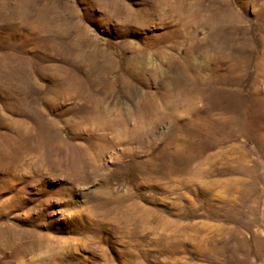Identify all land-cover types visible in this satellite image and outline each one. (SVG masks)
Masks as SVG:
<instances>
[{
  "label": "rangeland",
  "instance_id": "374dc122",
  "mask_svg": "<svg viewBox=\"0 0 264 264\" xmlns=\"http://www.w3.org/2000/svg\"><path fill=\"white\" fill-rule=\"evenodd\" d=\"M0 264H264V0H0Z\"/></svg>",
  "mask_w": 264,
  "mask_h": 264
},
{
  "label": "bare ground",
  "instance_id": "6f19581e",
  "mask_svg": "<svg viewBox=\"0 0 264 264\" xmlns=\"http://www.w3.org/2000/svg\"><path fill=\"white\" fill-rule=\"evenodd\" d=\"M41 21H42V24L44 25L45 24V22H46V24H47V28L49 29V31H51L52 29V31L53 32H57L59 35H62V33L63 32H65V30H63V29H61V25H59V24H57V25H54V27L53 28H49V24H48V22H50L47 18H45V17H43L42 19H41ZM74 28H77L76 26L74 27ZM83 43L84 42H82V41H80V39L79 40H77L74 44H76L77 46L78 45H81V46H83ZM68 72V71H67ZM70 72V71H69ZM72 73V75H71V81H73L74 83H75V81H77L76 80V78H77V75L75 74V73H73V72H71ZM77 85H80V82L79 81H77V83H76ZM197 91V90H196ZM150 105V104H149ZM150 106H152V105H150ZM190 107V106H189ZM103 108V107H102ZM149 108V107H148ZM101 109V108H100ZM153 109V108H152ZM102 110V109H101ZM158 110V109H157ZM160 114V113H159Z\"/></svg>",
  "mask_w": 264,
  "mask_h": 264
}]
</instances>
